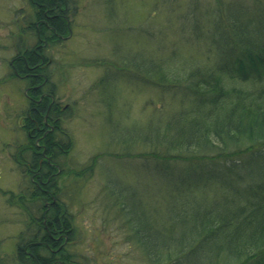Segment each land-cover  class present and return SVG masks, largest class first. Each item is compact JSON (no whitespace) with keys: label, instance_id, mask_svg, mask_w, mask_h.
I'll list each match as a JSON object with an SVG mask.
<instances>
[{"label":"trees","instance_id":"1","mask_svg":"<svg viewBox=\"0 0 264 264\" xmlns=\"http://www.w3.org/2000/svg\"><path fill=\"white\" fill-rule=\"evenodd\" d=\"M71 2L32 0L36 15L30 28L38 43L15 58L14 76H24L29 85L25 127L31 129L29 156L16 161L37 180L32 196L52 202L26 209L29 235L22 231L17 238L16 264H78L66 247L74 229L54 178V163L61 166L57 158L69 151L71 139L50 131L63 112L43 95L49 85L41 44L45 35L47 43L65 33ZM221 5L207 30L194 9L193 39H207L216 55L210 70L182 63L183 72L177 67L178 74L168 80L164 59L139 53L141 59L129 62L181 103L166 117L155 111L156 117L125 139L153 147L140 155L155 173L151 184L123 187L111 180L136 242L155 264H264V0H223ZM116 71L104 76L105 89L115 81L112 75L125 73L119 65ZM236 81L253 85L231 84ZM0 264H8L2 256Z\"/></svg>","mask_w":264,"mask_h":264},{"label":"rangeland","instance_id":"2","mask_svg":"<svg viewBox=\"0 0 264 264\" xmlns=\"http://www.w3.org/2000/svg\"><path fill=\"white\" fill-rule=\"evenodd\" d=\"M218 1L223 0H72L65 33L53 42L42 37L47 93L63 112L50 131L57 129L71 139L69 151L57 158L61 166L54 163V178L74 229L66 247L78 264H155L136 242L111 180L123 187L151 184L155 173L140 157L153 147L126 144L125 139L156 117L155 111L166 117L181 103L171 92L161 93L157 83L129 62L143 54L164 59L168 80L178 74L177 67L183 72L182 63L190 69L213 68L214 48L207 39L195 41L192 29L198 15L194 9L207 30L223 8ZM35 15L32 0H0V256L8 264H16L13 252L20 233L29 235L26 209L40 210L43 202L52 205L32 196L37 180L16 161L29 156L31 129L25 127L29 85L24 76H14L15 58L38 43L30 28ZM118 65L125 73L112 75L115 81L105 89L104 76L114 74ZM231 84L252 87L250 82Z\"/></svg>","mask_w":264,"mask_h":264},{"label":"flooded vegetation","instance_id":"3","mask_svg":"<svg viewBox=\"0 0 264 264\" xmlns=\"http://www.w3.org/2000/svg\"><path fill=\"white\" fill-rule=\"evenodd\" d=\"M45 81L47 82V80H45ZM45 87H46V86H45ZM43 95H49V96H52V95L49 94V93H45V94H43ZM43 95H42L41 99L44 97ZM53 98H54V97L52 96V100H53L52 103L55 102V100H54ZM51 127L53 128V125H51Z\"/></svg>","mask_w":264,"mask_h":264}]
</instances>
